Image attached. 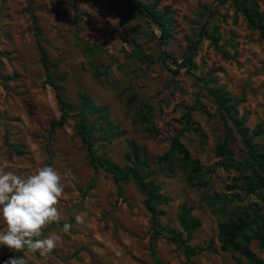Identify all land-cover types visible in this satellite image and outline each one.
<instances>
[{"label":"rangeland","instance_id":"1","mask_svg":"<svg viewBox=\"0 0 264 264\" xmlns=\"http://www.w3.org/2000/svg\"><path fill=\"white\" fill-rule=\"evenodd\" d=\"M165 14L168 40L158 46L161 32L142 16L133 17L124 0H0V168L27 176L42 166L53 167L62 178L64 195L57 208L59 223L43 229L44 238L60 237L56 247L41 258L22 252L28 264H190L183 248L166 238L150 250L151 221L144 196L131 182L121 184L118 195L111 175L92 164L76 133L77 117L70 118L48 136L52 120L60 116L53 88L46 83L40 63L32 11L41 34L53 80L63 96L78 109L79 94L107 109L109 120L123 135L109 139L95 116L86 115L97 156L125 169L146 161L140 173L153 182L168 202L162 226L182 233L178 209L186 204L200 227L188 242L200 251L194 264H247L238 253L222 252L218 225L233 213L261 205L260 192L246 195L238 168L247 159L240 138L233 133L229 148L234 168L219 166L216 147L225 137L224 121L206 88L222 90L236 103L237 117L249 132L260 127L253 139L264 147V42L249 29L230 3L222 4L208 28L217 29L218 48L209 40L199 42L189 68L176 69L190 43L195 41L215 0H145ZM264 10V0H256ZM86 5L96 14L86 11ZM162 42V39H161ZM139 53L151 64L132 57ZM173 70H179L173 73ZM190 112V130L186 123ZM141 115H150L143 123ZM180 141L196 170H182L180 157L169 154L171 138ZM138 148V157L129 147ZM18 145L20 153L12 146ZM168 155V157H166ZM94 188L83 195L86 186ZM80 190H83L82 192ZM225 209V212L222 211ZM264 212V211H263ZM81 216L83 223H77ZM73 225L62 232L63 224ZM4 225L0 222V230ZM249 249L264 262V249L252 240ZM17 253L0 245V264Z\"/></svg>","mask_w":264,"mask_h":264},{"label":"trees","instance_id":"2","mask_svg":"<svg viewBox=\"0 0 264 264\" xmlns=\"http://www.w3.org/2000/svg\"><path fill=\"white\" fill-rule=\"evenodd\" d=\"M75 1L73 7L75 9ZM127 4L129 12L133 17L136 15L142 16L147 21L154 23L159 31L161 32L162 45L168 40L167 32V19L165 14H160L155 10V5H147L145 0H124ZM217 1V0H215ZM33 0H29V5ZM230 3L235 12L241 14L246 22L249 29L255 31L259 39L264 42V10H260L256 0H225L222 4ZM221 4V5H222ZM34 28L37 36V48L39 52L40 63L45 70L46 83L49 84L55 91V95L60 108V116L58 119L51 121L49 126L48 136L51 137L55 128L62 127L66 122L72 118L77 117L76 133L80 138L82 144L86 147L90 162L97 164L105 172L111 175L116 185V192L118 195L121 194V184L125 182H131L144 196V208L150 215L151 221V237H150V250L152 256L155 257V241L159 237L168 239L169 241L177 244L183 248L184 254L187 261L190 264H194L193 258L200 251L198 248H191L188 244L192 233H194L199 227V220L192 216V208L186 204H183L178 209L177 222L182 230V233H176L167 226H162L159 222V218L163 216V211L157 207L161 204L167 203L169 200L160 193V189L153 182H146L141 173L140 167L146 166L147 162H136L132 167L122 169L112 163L108 159H102L97 156L92 143V129L86 122V115L95 116L103 125H105L106 133L109 139L120 137L123 132L118 129L110 120L107 113V109L103 106L95 105L92 100L85 93L79 94L78 109L66 100L63 96L60 86L53 80L50 73V66L47 60L45 50L40 44L39 36L41 34L40 28L37 25L35 16L29 9ZM217 29L214 28L212 31L205 30L203 39L209 40L210 44L219 51L222 56L227 57L221 49L218 48L219 37L216 36ZM200 41V42H201ZM193 42L187 48V52L192 46ZM197 48H195L196 50ZM194 50V52H195ZM186 52V53H187ZM190 56L184 68L191 66ZM186 55V54H185ZM184 55V56H185ZM132 57L151 64L147 57L140 56L139 53L132 54ZM173 73H178L179 70H173ZM204 84V89L214 100L217 110L224 121L225 137L223 141L216 147V155L220 158L219 166L229 169L234 168L235 163L233 159V153L229 148V140L233 138L235 133L241 140V143L246 151L247 159L244 163L239 164V172L244 175L246 171L248 175L243 176V185L241 190L246 194H253L260 192L259 199L262 202L261 205L253 204L251 207L244 209L240 213H233L229 218L224 219L218 225V241L220 244V250L222 252H231L240 254L246 261L247 264H264L248 247L252 240H257L260 243V247L264 249V147L258 148L253 143V139L262 133L260 127L249 132L244 127L243 120L237 117L236 103L231 102L227 93L222 90L207 89V81L202 78H197ZM194 109V106L188 107L186 112V123L189 125L191 121L190 112ZM152 120L150 115H141V121L143 123H150ZM190 130L199 131L193 129L190 125ZM181 133L171 138V145L169 154L176 153L180 157L181 169L182 170H197L198 162L191 160L189 152L183 146L180 141ZM18 145L12 146L13 150L20 153ZM130 149L134 153V156L138 157V148L133 143L129 144ZM168 155L166 157H168ZM94 188V183L89 184L85 187L83 195L89 193ZM225 212V209L222 208ZM17 257L22 256V252H16Z\"/></svg>","mask_w":264,"mask_h":264},{"label":"clouds","instance_id":"3","mask_svg":"<svg viewBox=\"0 0 264 264\" xmlns=\"http://www.w3.org/2000/svg\"><path fill=\"white\" fill-rule=\"evenodd\" d=\"M86 11L95 15L96 10L86 5ZM64 195L61 175L51 166H42L27 176L17 175L0 168V245L14 252L47 256L56 247L59 236H42L43 229L61 220L57 205ZM77 223H83L81 216ZM73 225L64 223L62 232ZM5 264H28L25 257H12Z\"/></svg>","mask_w":264,"mask_h":264},{"label":"water","instance_id":"4","mask_svg":"<svg viewBox=\"0 0 264 264\" xmlns=\"http://www.w3.org/2000/svg\"><path fill=\"white\" fill-rule=\"evenodd\" d=\"M225 0H217L213 7L211 8L210 12L208 13V16L206 18V20L204 21L203 25L201 26L199 33L194 41V43L192 44V46L190 47V49L188 50V52L186 53V55L180 60V61H173L171 62V65L176 68V69H183L187 63V61L189 60L190 56L192 55V53L194 52L195 48L198 46L199 42L201 41L203 34L205 32V30L207 29L209 22L211 21L212 17L214 16L216 10L221 6L222 2H224ZM158 46L159 49L162 50V42H161V37L158 38Z\"/></svg>","mask_w":264,"mask_h":264}]
</instances>
